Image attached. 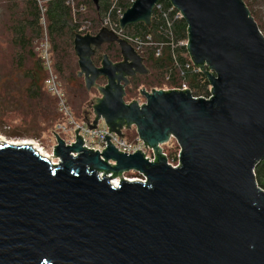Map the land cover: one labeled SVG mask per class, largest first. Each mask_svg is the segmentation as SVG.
<instances>
[{
  "label": "water",
  "instance_id": "obj_1",
  "mask_svg": "<svg viewBox=\"0 0 264 264\" xmlns=\"http://www.w3.org/2000/svg\"><path fill=\"white\" fill-rule=\"evenodd\" d=\"M160 1L136 0L121 31L151 28ZM169 2L188 25L190 60L208 69L213 98L160 90L126 104L130 79L150 74L144 59L107 28L77 35L78 78L99 94L84 123L95 130L102 120L121 138L135 128L155 162L118 152L108 137L102 155L87 150L80 129L72 147L54 134L59 166L33 146L0 143V264H264V190L255 176L264 161V36L242 0ZM105 45L119 47L121 62L104 54L93 63ZM171 138L178 169L158 148ZM131 171L148 183L122 181Z\"/></svg>",
  "mask_w": 264,
  "mask_h": 264
},
{
  "label": "trees",
  "instance_id": "obj_2",
  "mask_svg": "<svg viewBox=\"0 0 264 264\" xmlns=\"http://www.w3.org/2000/svg\"><path fill=\"white\" fill-rule=\"evenodd\" d=\"M44 1L46 2L45 26L42 22L41 9L35 0H6L9 19L3 27L6 31V45L9 51L7 61L9 63L3 67L4 73L0 77V92L2 90L0 100H3V107L6 101H9L10 105L16 106L18 113L24 115L32 129L38 122H42V125H53L51 133L53 136L56 126L63 123V119L58 112L56 100L46 90V72L37 53L38 45L41 44L45 36L49 38L55 73L64 87L73 113L79 120L84 121L85 116L88 115H86V110L91 102L93 92H88L84 81L78 78L79 66L74 51V39L77 35H96L103 28V19L111 8L112 0H99L98 6H95L92 0H88L85 2L88 8L87 13L76 15L66 5V0ZM242 1L264 36V0H253V6L247 2L248 0ZM132 2L133 0H119L117 10H120L121 15L131 8ZM257 2H259V6L255 7ZM160 4L166 8L172 7L169 0H161ZM115 16L116 13H114ZM162 25L163 23L155 10L151 28L144 24H137L129 27L125 34L144 39L152 36L155 42H168L166 35L161 37L156 34ZM82 28L84 31H80ZM173 33L179 68L172 67L173 58L169 47H165L159 57L156 56L158 50L156 47L147 48L139 55L144 59L150 70V75L131 80L126 94L133 93L145 86L152 90L172 89L185 82L192 90L194 97L207 98L209 96L211 84L205 73L208 69L201 71L192 65L186 47L178 46L188 39V25L185 20L182 19L174 24ZM104 54L108 55L113 63L121 61L119 47L110 45L106 46L103 52H97L93 57V63L96 66H100ZM187 64L190 65V69L186 68ZM182 73L183 76H181ZM101 83H105V81L103 80ZM126 97L124 99L127 102ZM128 98L130 99L131 96ZM132 102L134 100L127 103ZM168 150L170 159L176 162L179 152L178 145L174 142ZM255 176L258 186L264 190V161L256 166Z\"/></svg>",
  "mask_w": 264,
  "mask_h": 264
},
{
  "label": "built area",
  "instance_id": "obj_3",
  "mask_svg": "<svg viewBox=\"0 0 264 264\" xmlns=\"http://www.w3.org/2000/svg\"><path fill=\"white\" fill-rule=\"evenodd\" d=\"M41 9L42 13V22L45 26V1L44 0H35ZM88 0H66V5L69 6L73 14H85L87 13V6L85 5V2ZM136 2V0H133V4ZM119 0H112L111 8L108 12V14L104 18L103 28H107L114 34H116L120 39H123L127 41L139 54L144 52L147 48L150 47H156L157 54L156 56L159 57L161 55L162 50L165 47H169L171 49V56L173 58V65L172 67L179 68V62L175 54V43H174V33H173V27L174 24L180 20L183 19V15L173 6L171 8L164 7L163 4H158L155 7V10L158 13L160 21H162L163 25L156 31V34L163 37L166 35L168 37V42H155L153 40L152 36H148L147 38H140V37H134L126 35L125 32H122L120 29V19L123 18L124 15H121L120 10H117L118 8ZM154 10V11H155ZM114 13H116V16L114 17ZM184 20V19H183ZM80 31H84V28L80 29ZM188 39L186 42L181 43L178 46H184L187 49L188 46ZM37 53L40 57V60L42 62L43 68L47 74L46 80H45V87L47 92L51 97H53L57 102L58 112L61 115L63 119V123H60L56 126L55 131L53 133V136L56 138L59 137L61 139L62 135L70 136V140L64 141L66 147H72L77 143V135L76 131L80 129V132L78 135L83 138L84 145L83 148H86L87 150H92L94 153L99 152L101 155L104 152V150L107 149L108 143L104 141L105 137L110 138V143L114 146V148L123 154H127L130 156L135 155L137 152H141L143 157L146 161H148L149 164H154L155 162V156L153 154V149H150L149 146H145V143L138 137V135L134 139L128 140L126 136V130L124 131V138L119 137L115 133L109 134V128L104 124V122L101 120L97 126V129L95 130H89L86 124L83 121H80L75 114L72 111L71 106L69 105V102L67 100L66 94L64 90L61 87V84L59 82L58 76L55 73L54 70V64L53 59L51 56V42L47 36L43 39L39 47L37 48ZM190 63L193 65V63L190 60ZM187 69H190V65H186ZM184 74L182 73L181 76ZM165 91H179V92H185L188 91L193 98L196 99H204V100H211L213 98L212 95V87L210 89V94L207 98L204 97H194V94L187 83H182L179 86L167 89ZM140 104V103H139ZM145 103H141L140 105H143ZM93 120V118H92ZM91 120V121H92ZM103 123V127H100V124ZM135 129V128H134ZM136 130V129H135ZM56 136H55V135ZM62 140V139H61ZM36 146L39 147V149L44 150L40 147V144L36 141H34ZM174 142L177 144V141L174 138H171L170 141L167 144L159 145L158 148L161 150V155L166 158L167 164L174 168L178 169L181 167V149L179 147V152L177 155V161H173L170 159V153L169 148H171L169 145L171 143L174 144ZM178 145V144H177ZM36 146L33 145L34 148L38 149ZM168 146V149L166 147ZM55 148V147H54ZM53 148V150H54ZM46 159L50 161L52 166H59L61 164V160L59 158L54 157V153L52 151L51 154L46 155ZM71 156L73 158H77L79 156L78 153H72ZM101 161H105L102 156H100ZM108 165L116 166V164L112 161L108 162ZM98 177L103 180L104 173H98ZM111 178V179H110ZM105 179H109V183L113 185L114 187H119L121 184V179L124 182L127 183H141V184H147L148 179L146 176H144L140 172L131 171L127 172L121 175L120 177L113 178V174H109L105 176ZM114 182H118V185H114Z\"/></svg>",
  "mask_w": 264,
  "mask_h": 264
},
{
  "label": "rangeland",
  "instance_id": "obj_4",
  "mask_svg": "<svg viewBox=\"0 0 264 264\" xmlns=\"http://www.w3.org/2000/svg\"><path fill=\"white\" fill-rule=\"evenodd\" d=\"M247 2L250 3L252 6L254 5L253 0H248ZM258 6H259V2H257L255 7H258ZM0 8H1V10H0L1 11L0 77H1L2 74L4 73L3 67L9 63V61H7V56H8L9 51H8V48L6 45V41H7L6 40V31L3 27L9 19V13L7 10L6 0H0ZM103 23H104V19H103ZM46 76H47V74L45 75V77ZM58 79H59V77H58ZM45 80H46V78H45ZM59 82L61 84L62 89L64 90V87H63L60 79H59ZM101 85H104V83H101L100 86ZM145 87H142L139 90L134 91L133 93L128 92V94H126L127 102H131V100H134V101H137L139 103H143L144 100L140 94V92H142L141 90L142 89L152 90L147 86H145ZM167 89L168 88H165L163 91H165ZM91 92H93L92 98H91V102H92V100L95 99L96 97H98L99 94L96 90H92ZM1 93H2V90L0 92V95H1ZM128 96H131V98L129 99ZM2 101L0 100V138H3V142L0 139L1 143L22 142V141H25L26 139H28L30 141L32 140L33 142L34 141L38 142L40 144V147L43 148L47 154H51L53 151V148L56 147V145H57L56 138L51 135L53 125H50V124L49 125H47V124L42 125V122H38L37 125L34 126V129H32V127L28 124V121L25 120L24 115L18 113L16 106L10 105V102L6 101L4 104V107H3ZM124 101H125V99H124ZM127 102L125 101L126 104H127ZM89 106H90V104H89ZM89 106L87 107L86 115L89 114ZM80 121H83V120H80ZM30 127H31V129H30ZM100 127L101 128L103 127V123L100 124ZM126 134H127L128 140H130V138H132V137L134 138V136H136L137 132L133 128L132 130L127 131ZM61 139L63 141H68L71 138H70V136L62 135ZM5 140H7V142ZM169 146L172 147L173 143H171ZM166 149H168V146L166 147Z\"/></svg>",
  "mask_w": 264,
  "mask_h": 264
},
{
  "label": "bare ground",
  "instance_id": "obj_5",
  "mask_svg": "<svg viewBox=\"0 0 264 264\" xmlns=\"http://www.w3.org/2000/svg\"><path fill=\"white\" fill-rule=\"evenodd\" d=\"M3 142V138H0ZM7 142V140H5ZM1 143V141H0ZM7 143H10L12 145H26V146H36V144L31 140H25V141H22V142H7ZM37 147V146H36ZM38 149V152L41 154L42 157H47V153L44 151V150H41L39 149V147H37ZM114 185H118V182H114Z\"/></svg>",
  "mask_w": 264,
  "mask_h": 264
},
{
  "label": "flooded vegetation",
  "instance_id": "obj_6",
  "mask_svg": "<svg viewBox=\"0 0 264 264\" xmlns=\"http://www.w3.org/2000/svg\"><path fill=\"white\" fill-rule=\"evenodd\" d=\"M106 46H109V45H105V46H103V48H102V52H103V49L106 47ZM119 62H121V61H119ZM144 64H145V61H144ZM145 66H146V64H145ZM146 68H147V66H146ZM148 69V68H147ZM149 70V69H148ZM150 71V70H149ZM150 75V74H149ZM148 75V76H149ZM136 77H140V76H136ZM135 77V78H136ZM135 78H133V79H135ZM133 79H130V82H131V80H133ZM81 80H83V79H81ZM84 81V80H83ZM101 81H103V79L102 80H100L99 82H98V85H100V82ZM105 81V80H104ZM106 84V82L104 83V85ZM85 85V84H84ZM103 85V86H104ZM142 92H146V93H152V92H154V91H160V90H146V89H142L141 90ZM142 92H140V94H142ZM141 97L143 98V100H144V102L143 103H145L146 101H145V98L141 95ZM128 104V103H127ZM141 104V103H140ZM90 115V114H89ZM126 136H127V134H126Z\"/></svg>",
  "mask_w": 264,
  "mask_h": 264
}]
</instances>
